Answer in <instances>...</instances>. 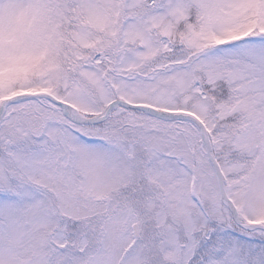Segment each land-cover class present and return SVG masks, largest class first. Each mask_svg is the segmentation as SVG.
<instances>
[{"label": "snow or ice", "instance_id": "snow-or-ice-1", "mask_svg": "<svg viewBox=\"0 0 264 264\" xmlns=\"http://www.w3.org/2000/svg\"><path fill=\"white\" fill-rule=\"evenodd\" d=\"M0 264H264V0H0Z\"/></svg>", "mask_w": 264, "mask_h": 264}]
</instances>
